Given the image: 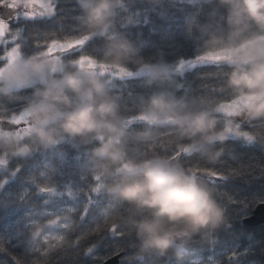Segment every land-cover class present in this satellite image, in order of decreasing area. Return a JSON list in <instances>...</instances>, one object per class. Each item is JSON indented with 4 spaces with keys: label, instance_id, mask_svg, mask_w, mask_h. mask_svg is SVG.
Masks as SVG:
<instances>
[{
    "label": "trees",
    "instance_id": "16d2710c",
    "mask_svg": "<svg viewBox=\"0 0 264 264\" xmlns=\"http://www.w3.org/2000/svg\"><path fill=\"white\" fill-rule=\"evenodd\" d=\"M50 1L55 5L53 16L21 20L9 27L8 31L20 36L22 55L48 52L52 44H68L88 37L83 44L55 54L68 70H73L71 66L81 59L101 65L98 62L104 54L106 40L90 36L82 27L77 0ZM6 5L9 0H0V16L1 11L11 13ZM210 11V6H202L197 0H125L124 8L117 10L114 30L137 50L140 63H127L121 69L137 71L142 64H157L161 60L176 65L211 55L203 41L193 39L198 33L190 36L186 29V20L198 15L204 23ZM4 54L0 46V67L6 64ZM227 71L217 63H204L183 73L170 72L169 79L163 83L149 84L142 76L112 81L103 78L110 93L122 106L131 109L128 115L132 120L138 98L161 91L195 101L197 107L226 105L233 99L225 84ZM39 87L36 84L18 92L22 97L19 101L0 95V115L6 114L11 119L20 113ZM217 115V127L228 128L227 118L221 113ZM238 125L237 132L227 135L224 141L188 152L182 147L188 142H176L175 135L168 134L166 128L130 122L133 128L155 127L165 133L152 142L132 147L133 155L138 159L154 155L173 158V163H179L187 172L194 171L224 208L225 222L212 233L211 239L204 241L199 235L194 236L179 259L171 250L164 256L136 255L140 241L129 223V206L108 194L104 187L110 182L108 178L97 177L90 171L84 146L62 142L50 149L34 148L28 156L10 157L5 169L0 171V264H102L118 254L122 255L119 264H189L204 260L215 264H264V225L247 228L243 224L264 203V142H249L239 135L252 131L254 122ZM216 151L220 155L215 163H210L207 153ZM57 203L78 205V210L69 215L71 224L63 231L59 245L53 248L42 245L36 252H30L19 240L9 239L10 226L18 227L22 219L37 216Z\"/></svg>",
    "mask_w": 264,
    "mask_h": 264
},
{
    "label": "clouds",
    "instance_id": "9594fccd",
    "mask_svg": "<svg viewBox=\"0 0 264 264\" xmlns=\"http://www.w3.org/2000/svg\"><path fill=\"white\" fill-rule=\"evenodd\" d=\"M174 2V0H170ZM82 27L90 36L102 37L106 47L97 71L92 65L68 70L55 53L28 56L19 50L0 67V95L22 99L18 92L37 88L21 111L24 131L0 126V165L10 157L28 156L37 147L50 149L62 142L86 148V161L97 177L110 180L104 187L116 201L129 206V223L140 241L137 256L153 253L164 256L171 250L178 259L194 236L209 241L224 222V208L208 185L195 172H187L173 158L154 155L138 159L130 149L152 142L156 128L130 126L128 106H122L103 78L108 66L121 68L139 64L137 50L114 30L118 9L125 0H77ZM210 6L206 22L198 15L186 20L193 39L203 41L213 60L228 69L225 84L233 95L228 114L254 122L252 131L242 132L247 141L264 142V0H197ZM221 10H223L221 12ZM75 47V45H74ZM59 72V75H52ZM170 66L162 60L142 64L138 75L147 83L169 79ZM197 102L176 97L168 91L140 96L135 102V119L143 124L164 127L176 142L187 141L191 152L204 145L224 141L232 128L220 129L218 113L224 103L194 106ZM15 124L0 115V124ZM239 129V125L235 126ZM92 145L88 148L87 146ZM219 151L207 153L215 163ZM139 216V219L132 217Z\"/></svg>",
    "mask_w": 264,
    "mask_h": 264
},
{
    "label": "rangeland",
    "instance_id": "374dc122",
    "mask_svg": "<svg viewBox=\"0 0 264 264\" xmlns=\"http://www.w3.org/2000/svg\"><path fill=\"white\" fill-rule=\"evenodd\" d=\"M8 9H11V13L2 12L0 16V46L5 51L3 55L6 63L12 57V55L19 50L20 54V36L18 33H13L9 30V27L12 24L17 23L21 20H36V19H45L54 15L55 5L50 0H9V5H6ZM1 15V14H0ZM88 38V37H87ZM87 38L82 40L63 44L56 43L52 44L48 53H55L56 51L66 52L69 49L74 48L78 44H83ZM9 48L8 44H12ZM60 58V57H59ZM61 59V58H60ZM62 61V60H61ZM204 63H216L211 55H205L200 58L182 61L176 65H169L170 72L183 73L196 65ZM94 64L88 59H81L77 63L73 64L71 67L75 70L80 65H92ZM97 71H100L104 66L97 65ZM140 69L137 71H128L121 68H115L108 66L104 69L103 77L108 78L110 81L116 78H131L137 77ZM60 74L59 72H53L52 75L56 76ZM36 84H40L37 82ZM34 84V85H36ZM230 111V106L226 104L225 111L221 114L227 118L228 128H232L233 131L229 132L227 135H233L237 132L235 128L240 122L247 121L242 116H233L228 114ZM10 120H14L15 124L5 123L4 128L16 127L17 131L23 132L25 128L24 120L21 116V112L12 116ZM135 118L130 120V122H137ZM140 122V121H138ZM7 164V163H6ZM6 164L0 165V171L5 169ZM78 210L77 204L64 205L63 203H57V205L52 208H47L38 213L37 216H27L19 222L18 227L10 226L7 230L9 239L19 240L30 252H36L42 245L47 246L48 248H53L59 245L63 240V231L66 230L70 224L71 214H74ZM189 264H215L213 261H198L190 262Z\"/></svg>",
    "mask_w": 264,
    "mask_h": 264
},
{
    "label": "water",
    "instance_id": "95a60500",
    "mask_svg": "<svg viewBox=\"0 0 264 264\" xmlns=\"http://www.w3.org/2000/svg\"><path fill=\"white\" fill-rule=\"evenodd\" d=\"M243 224L247 228H256L264 225V203L259 204L253 211L252 215L244 219ZM121 256V254L113 256L104 261L102 264H119Z\"/></svg>",
    "mask_w": 264,
    "mask_h": 264
}]
</instances>
